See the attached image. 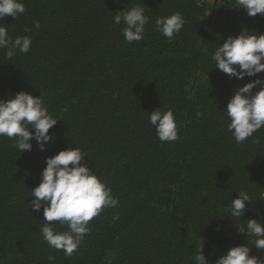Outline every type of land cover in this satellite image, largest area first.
<instances>
[{
    "label": "trees",
    "instance_id": "16d2710c",
    "mask_svg": "<svg viewBox=\"0 0 264 264\" xmlns=\"http://www.w3.org/2000/svg\"><path fill=\"white\" fill-rule=\"evenodd\" d=\"M22 2L24 14L0 24L13 38L30 36L32 45L11 60L0 50V99L20 91L40 95L58 121L43 152L31 141L32 150L20 154L13 139L0 137V264H49V255L54 264H194L201 239L214 264L232 246L253 247L254 238L235 227L264 217V128L238 144L219 111L257 77L230 79L212 69L211 56L242 29L264 33V15L249 17L236 0ZM136 4L150 22L144 38L129 43L113 16ZM176 12L186 22L169 41L154 22ZM157 108L173 110L177 141L157 138L148 122ZM76 146L118 205L89 222L68 257L43 240L42 209L31 210L29 191L46 157ZM240 191L253 200L241 221L227 209ZM250 255L264 258L254 248Z\"/></svg>",
    "mask_w": 264,
    "mask_h": 264
},
{
    "label": "clouds",
    "instance_id": "9594fccd",
    "mask_svg": "<svg viewBox=\"0 0 264 264\" xmlns=\"http://www.w3.org/2000/svg\"><path fill=\"white\" fill-rule=\"evenodd\" d=\"M236 3L238 6L235 8L244 9L249 17L264 15V0H236ZM24 12L25 5L22 0H0V21L6 16H11L14 20ZM149 22L145 8L139 4L117 11L113 16L115 25L123 24L121 35L129 43L139 42L144 38L145 25ZM185 22L182 14L176 12L170 16L157 17L154 27L171 41L181 31ZM34 27L38 30L40 24L36 22ZM31 45L30 36L13 38L9 35L7 25L0 24V50L4 51L6 59L11 60L17 54H27ZM211 60L214 62L212 69L220 70L230 79L257 77L235 89L226 108L219 111L227 116V131L235 142L243 143L264 128V79L258 78V74L264 73V33L242 29L238 35L224 39L223 43L216 47ZM256 88L259 90L254 91ZM199 115L200 113H197V116ZM57 121L49 113L40 95L33 97L30 93L20 91L0 99V137L13 139V147L20 154L32 150L31 141H35L39 151H45L46 145L54 139V134L50 135L49 130ZM148 122L154 127L161 142L179 139L172 109H155L149 114ZM85 157L89 159L78 146L46 157V167L40 173V182L29 191L32 198L31 210L40 212L42 209L43 220L39 231L43 240L49 248L62 250L68 257L79 249L89 232V222L103 209L115 208L118 205V198L113 196L112 189L88 166ZM252 201L246 191L238 192V198L231 199L227 206L231 217L240 220L250 209L246 208V204L250 205ZM257 216H260L258 211ZM50 222H59L60 226H66L67 230L59 232L56 224ZM235 229L245 238L253 237L254 246L249 247L247 243L232 246L223 252L214 264H264V258L250 255L253 248L264 253V217L250 218L246 220V224H241ZM217 230H220L219 227ZM47 259L49 264H54L56 257L49 255ZM193 259L194 264H212L203 254L202 239L196 246Z\"/></svg>",
    "mask_w": 264,
    "mask_h": 264
},
{
    "label": "rangeland",
    "instance_id": "374dc122",
    "mask_svg": "<svg viewBox=\"0 0 264 264\" xmlns=\"http://www.w3.org/2000/svg\"><path fill=\"white\" fill-rule=\"evenodd\" d=\"M204 1H206V2H208V3H211L213 0H204Z\"/></svg>",
    "mask_w": 264,
    "mask_h": 264
}]
</instances>
